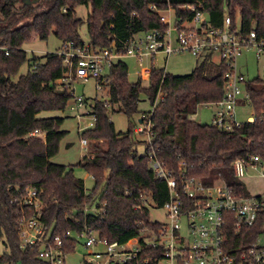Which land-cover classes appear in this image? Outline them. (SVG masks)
I'll return each instance as SVG.
<instances>
[{
	"label": "trees",
	"instance_id": "trees-1",
	"mask_svg": "<svg viewBox=\"0 0 264 264\" xmlns=\"http://www.w3.org/2000/svg\"><path fill=\"white\" fill-rule=\"evenodd\" d=\"M197 4H202L210 28H222L227 14L235 31L238 16L239 34L253 31L255 40L264 42V0H30L29 4L0 0V240L6 248L0 264H46L38 257V246L20 249L16 221L21 211L11 201L30 189L41 191L40 220L52 236L79 233L86 225L102 239L123 243L145 228L156 231L160 224L149 221L142 201L148 197L161 208L169 190L165 180L153 175L152 153L178 184L182 177L196 178L204 186L222 181L236 197L250 196L234 176L232 163L253 157L264 163V80H244L252 121L239 123L231 132L193 121L198 106L214 105L224 96L223 77L229 66L222 60L214 63L212 53L200 58L187 75L153 67L147 86L139 79L129 83L122 59L97 80L107 90L108 101L85 99L96 121L92 129L79 134L89 141L91 153L76 164L93 179L90 194L72 167L50 161L67 135L61 129L65 118L39 115L63 111L71 89L59 86L66 68L56 52L28 57L23 45L33 38L46 41L52 30L61 43L81 45L79 30L86 24L93 48H107L113 42L121 50L139 33L167 29L150 6L157 10L170 6L174 26L181 28L194 13L179 7ZM80 6L90 8L85 21L76 15ZM24 65L27 70L20 74ZM141 97L151 105L150 112L138 110ZM115 108L129 121L125 132H117L110 120ZM148 116L151 139L139 142L134 129ZM34 130L44 133V140L31 135ZM95 141H103L104 147ZM139 144L145 147L142 155L137 151ZM177 191L183 195L179 187ZM229 218L225 230L229 248L251 246L264 233V209L254 226L239 234ZM74 245L73 240L67 244L68 252H73Z\"/></svg>",
	"mask_w": 264,
	"mask_h": 264
},
{
	"label": "built area",
	"instance_id": "built-area-1",
	"mask_svg": "<svg viewBox=\"0 0 264 264\" xmlns=\"http://www.w3.org/2000/svg\"><path fill=\"white\" fill-rule=\"evenodd\" d=\"M202 4L183 5L180 11L194 13L190 22H184L181 28L174 26L169 29L170 20L165 13L174 12L169 6L165 10H157L153 5L150 9L157 12L161 25L166 30L153 29L142 33V38L133 36L128 44L118 50L112 42L107 48L95 49L89 42L76 45L72 41L61 43L56 54L62 59L66 68L64 76L58 81L61 89L70 88L77 80H99L117 60L132 57L139 67L138 78L148 81L153 64L158 54L169 58L174 53L189 52L197 58L207 53H218L222 61L229 66L224 75L225 91L223 99L214 104L218 109L212 124L219 130L231 132L239 125L234 118V108L240 102L248 103L249 96L240 88L244 85V77L234 68L235 56L241 47L255 45L256 56L264 55V42L255 40L251 31L242 36L238 30L231 31V21L227 14L223 16L222 28H210ZM194 26H185L192 24ZM175 32V37H172ZM7 55V53H5ZM212 55V56H213ZM220 60V61H221ZM264 70V64L262 65ZM96 88L102 90L97 82ZM71 99L68 111L73 117L79 118V112L88 109V102L81 96ZM107 104V101H105ZM91 122L87 129L94 127L96 116L87 110ZM86 129V130H87ZM135 134L145 135L151 139L150 116L138 124ZM31 135L44 140L45 134L34 130ZM84 156L91 153L88 140H80ZM150 168L155 178L165 180L169 190V198L162 205L166 221L156 230L143 229L140 234L127 238L123 243L109 242L102 239L90 227L84 225L79 233L65 232L52 236L41 222V210L44 207L41 191L30 189L11 202L21 211L16 221L20 249L27 251L38 246V257L46 264H72L68 259L74 252L79 240L85 253L80 264H264V246L256 241L251 246L229 248L225 230L227 222L233 218V231L239 234L243 229L252 228L258 219L259 211L264 209V195L236 197L222 182L212 186H204L196 178L182 177L181 183L171 178L155 155H149ZM259 167L264 177V163L257 157L250 160L237 159L232 163V170L237 179L244 177L248 168ZM177 187L182 191L179 194ZM151 200L145 197L142 204L147 207ZM75 242L73 252H68L67 244Z\"/></svg>",
	"mask_w": 264,
	"mask_h": 264
},
{
	"label": "rangeland",
	"instance_id": "rangeland-1",
	"mask_svg": "<svg viewBox=\"0 0 264 264\" xmlns=\"http://www.w3.org/2000/svg\"><path fill=\"white\" fill-rule=\"evenodd\" d=\"M35 1V0H34ZM90 8L83 6L76 8V15L79 18H82L84 21L87 18ZM166 18H169L170 24L169 29H174V12L165 13ZM237 30L240 27V19L237 16L236 18ZM185 26H194V23L185 24ZM80 36L83 42H88V35L86 24H83L79 30ZM137 38H142V33L136 35ZM172 37H175V32H172ZM61 46V42L55 37V34L50 33L46 41H41L39 39L33 38L31 41L23 45V49L27 52V56H43L47 53H55L58 48ZM256 46L250 45L241 47L240 52L235 56L234 59V68L238 74L243 75L245 81L252 80L256 77H259L264 80V70L262 65L264 64V55L261 57L256 56ZM200 58L193 56L189 52L174 53L169 58H166L163 54H158L156 56V61L153 64L155 68L164 69L165 72L175 75L182 76L191 73V71L196 66L197 62L200 61ZM221 60L220 55L215 53L212 56V61L214 63H219ZM122 61L128 67V81L129 83H135L138 81V71L139 67L137 61L132 57H124ZM27 70L26 65H24L20 74H24ZM148 85V81H143L142 86ZM97 81L94 79H88L87 81L77 80L71 84V90L74 91V96H81L84 99L89 101L96 99L100 102L108 101V92L106 89L98 90L96 88ZM240 88L244 90V85H241ZM162 96H159V99ZM245 102V101H242ZM215 105H202L198 106L195 110L192 120L201 123V124H212L214 115L217 111ZM87 110H82L79 112V118L73 117L66 107L63 111L60 112H42L39 117L49 118V117H61L65 118L64 123L61 127L62 130L67 132L66 137L61 141L59 152L56 156L52 157L50 161L54 164L64 165L67 167H72L73 174L75 177L83 180L86 194H90L91 189L93 188V179L81 168L76 166V164L82 160L84 156V151L80 147V136L81 132L88 128V125L91 122V116L87 114ZM116 111L110 113V120L114 124L115 130L117 132H125L129 126V121L125 115ZM138 110L140 112H150L152 110L149 102L144 98H140L138 104ZM253 113V109L247 103H239L234 108V118L238 123L247 121ZM136 121V119H135ZM136 139L139 142L147 141L145 135L136 134ZM89 142V141H88ZM97 144H100L101 147H104L103 141H95ZM90 149V147H89ZM144 145L139 144L137 151L140 155L144 153ZM243 183L246 185L247 191L250 195H264V177L262 176V171L259 167L253 169L248 168L245 172L244 177L242 178ZM261 193V194H260ZM94 208V207H93ZM149 210V221L152 223L163 224L166 221V214L162 208H157L152 202H149L147 205ZM92 210H89L91 212ZM264 229V227H263ZM257 242L259 245L264 246V233L261 234ZM6 251L5 246L0 240V256ZM85 253V250L82 246V240H79L75 250L68 257L71 260L72 264H80L79 260L81 256Z\"/></svg>",
	"mask_w": 264,
	"mask_h": 264
},
{
	"label": "crops",
	"instance_id": "crops-1",
	"mask_svg": "<svg viewBox=\"0 0 264 264\" xmlns=\"http://www.w3.org/2000/svg\"><path fill=\"white\" fill-rule=\"evenodd\" d=\"M52 33L54 34V31L52 30ZM165 71V70H164ZM147 86V85H146ZM242 104L243 103H246V102H241ZM248 104V103H247ZM253 115V113H252ZM252 115L250 117H248L247 121H252L253 120V117ZM81 147V146H80ZM241 182H243L242 178L240 179ZM244 184V183H243ZM245 185V184H244ZM246 186V185H245ZM247 189V188H246ZM249 193V192H248ZM261 194V193H260ZM250 195V194H249ZM250 196H259V195H250Z\"/></svg>",
	"mask_w": 264,
	"mask_h": 264
},
{
	"label": "water",
	"instance_id": "water-1",
	"mask_svg": "<svg viewBox=\"0 0 264 264\" xmlns=\"http://www.w3.org/2000/svg\"><path fill=\"white\" fill-rule=\"evenodd\" d=\"M24 3L25 4H29L30 3V0H24ZM139 124L141 123V121L139 120V122H138Z\"/></svg>",
	"mask_w": 264,
	"mask_h": 264
}]
</instances>
